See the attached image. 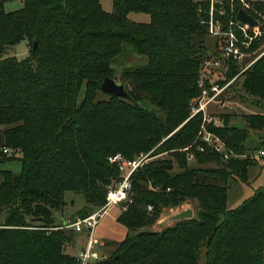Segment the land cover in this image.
<instances>
[{
  "label": "trees",
  "instance_id": "16d2710c",
  "mask_svg": "<svg viewBox=\"0 0 264 264\" xmlns=\"http://www.w3.org/2000/svg\"><path fill=\"white\" fill-rule=\"evenodd\" d=\"M10 1L0 0V163L19 153L22 171L0 170V264H79L64 249L75 232L57 228L62 223L55 211L65 207L66 191L86 198L81 217L104 205L121 179L119 165L110 161L118 153L146 158L131 175L117 217L127 228L125 238L95 264H200L204 247L205 264H264V186L236 208L227 204L231 180L249 182L257 160L224 159L196 140L203 113L193 108L208 56L202 22L208 1L113 0L111 12L101 0H21V8L8 11ZM261 6L264 0H256ZM131 12L151 19L134 21ZM24 40L29 57L7 55ZM125 43L147 57L146 64L123 71L133 86L128 98L101 89L106 77H114L112 63ZM235 62L226 63V77L217 83L238 75L264 110V56L241 74ZM218 116L223 124L206 129L229 150L245 153L252 131H263L255 152L264 150V111L243 114L242 126L230 124V115ZM190 144L199 161L217 166L189 167L186 152L176 150ZM199 145L203 150L196 152ZM170 151L174 159L151 161ZM188 199L198 201L197 217L149 228Z\"/></svg>",
  "mask_w": 264,
  "mask_h": 264
},
{
  "label": "rangeland",
  "instance_id": "374dc122",
  "mask_svg": "<svg viewBox=\"0 0 264 264\" xmlns=\"http://www.w3.org/2000/svg\"><path fill=\"white\" fill-rule=\"evenodd\" d=\"M207 1V0H206ZM101 3L103 5V8L106 11L111 12L113 10V0H101ZM23 6V1L21 0H15L10 1L6 4V9L8 11L19 9ZM129 17L138 22H149L151 17L147 13H138V12H131L129 14ZM205 43L207 46L206 53H213L219 50L221 38L216 36L215 34L211 33L208 30V33L204 36ZM259 47L261 49L264 48V45H257L253 52H251L249 59L251 60L256 56V51L259 52ZM31 46L27 41H22L18 45H16L11 51H9V54L7 55H15L19 60L26 59L30 56L31 52ZM207 56V57H208ZM206 57V58H207ZM206 58L203 60L200 70H199V79L202 80L205 86H210L212 83H216L218 80L226 77V70L224 68H214V67H208L204 68V62ZM147 63V57L139 54L136 49L128 43H125L123 46L122 52L113 60L112 67L114 68V77L118 83H125L126 89H132L131 83H128L124 80L122 74L125 68L130 67H136L139 65H144ZM238 65L239 74L244 69V66L248 63L246 60L245 62H235ZM209 79V81H207ZM242 79L239 81H235L231 86H229L219 97L217 101H212L207 109V115L209 117H219L218 115H230V124H235L242 126L245 124L244 119L242 118V115L245 113H252V112H261L264 111L261 107H258L256 105V99L252 95H249L246 93L242 88ZM209 84V85H208ZM100 98H108L105 94H100ZM198 102L195 107L199 106L200 98L197 99ZM142 104L148 108H154L155 106L150 103L149 101H143ZM204 118L205 115L203 113V121L202 125L200 127V130L197 134L196 140H204L208 144H217L216 140L213 141H206L204 139L205 136H209L208 132L204 129ZM220 118V117H219ZM223 123V119L220 118ZM208 124L216 125L214 121L207 122L205 124V128ZM221 126V125H216ZM263 134V131L261 132H255L252 131L249 135V138L246 142V146L248 150L243 153H236L235 151H232V155L235 158H253L257 160V163L250 167L249 169V182H241L239 180H231V184L228 189V207L229 208H236L238 207L245 199L249 198L253 193L254 190L264 186V159L262 157H256L254 156L256 146L259 142L260 136ZM218 137V136H217ZM214 138V136H212ZM195 140V141H196ZM194 141V142H195ZM222 142L223 139H221ZM193 142V143H194ZM192 143V144H193ZM192 144L189 146L192 147ZM219 144H221L219 142ZM188 146V147H189ZM189 148L190 150H186L185 148H180L176 151L180 152H186V158L188 161L189 167L193 166H209V167H216L217 163L214 161H206L201 162L196 158V153L193 148ZM199 145L196 148L197 150H203V148ZM173 152V151H172ZM171 151L167 153H163L160 155H157L156 157L152 158V160H164L166 158H172L174 159V156L172 155ZM189 153H194V158H189ZM21 155L19 153L16 154V157L13 159L6 160L4 162L0 163V170H10L15 174H19L22 171V162L19 159ZM175 170L179 171L180 168L175 161ZM122 176V174H121ZM121 180V179H120ZM65 201L66 205L61 210L55 211V218L56 223H63L69 218H75V217H81V209L86 205V198L83 194L76 193L74 191H66L65 192ZM193 207L195 211V216H198V201L196 199H188L187 202H185L182 206L175 207V208H169L165 210L163 213H161L156 223L150 226L149 228L152 229H160L163 227H166L170 224H165V220L167 219L169 213H175L180 211L182 208L186 207ZM122 210V204H114L112 205L107 213L101 218L97 229L95 236L98 238V251L100 252L101 259H108L111 255H113L116 251L117 245L125 238L127 228L123 226L121 223L117 221V216L120 214ZM29 222H34V225H38L39 222L34 220L32 218H27ZM73 240H76V243H67L65 244V253L69 256H73L78 254L81 248L84 247L87 240V233L86 232H80V233H73ZM206 251V248L204 247L202 249L203 257L200 264H204V253ZM96 262H94L95 264Z\"/></svg>",
  "mask_w": 264,
  "mask_h": 264
},
{
  "label": "built area",
  "instance_id": "2783aa9c",
  "mask_svg": "<svg viewBox=\"0 0 264 264\" xmlns=\"http://www.w3.org/2000/svg\"><path fill=\"white\" fill-rule=\"evenodd\" d=\"M200 2L204 0H198ZM206 1V0H205ZM209 3L208 18L202 22L207 25V29L221 38L220 48L218 51L210 53L204 62V68H224L226 63L232 59L236 62L248 63L244 66L242 72L253 65L259 58L264 56V48L259 47V52H255L256 56L249 59L254 46L264 45V6L256 8V0H207ZM240 9H244L256 20V25L240 20L237 15ZM238 76V75H237ZM237 76L224 85L220 83H212L205 86L202 80V94L199 106L193 108V114L199 112L204 113V129L207 122L214 121L216 125H222L219 117H209L207 115L208 106L212 101H217L222 93L236 80ZM208 132V131H207ZM209 136H205L206 141L216 140L217 144H210L217 152L221 153L224 159L232 157V150H229L221 138L208 132ZM214 136V138H212ZM219 142L221 144H219ZM191 146L185 147L190 150ZM202 149V148H201ZM200 150V149H199ZM10 148L5 147L4 152L10 153ZM256 157H263L264 150L260 149L254 153ZM145 156H140L133 160L126 159L121 153L110 157V161L117 163L121 171V180L110 186L107 201L104 205L92 211L83 217L69 218L57 228L72 229L74 232H86L88 240L85 246L79 251L77 259L79 264H91L101 259L100 252L97 250L99 243L95 236V230L101 218L107 213L109 208L114 204H122L128 200L129 192L132 189L131 175L142 165ZM189 158H194V153H189ZM150 210L152 207H149Z\"/></svg>",
  "mask_w": 264,
  "mask_h": 264
},
{
  "label": "water",
  "instance_id": "95a60500",
  "mask_svg": "<svg viewBox=\"0 0 264 264\" xmlns=\"http://www.w3.org/2000/svg\"><path fill=\"white\" fill-rule=\"evenodd\" d=\"M237 17L243 22L249 23L252 26L256 25V20L244 9H240ZM37 49V43H34V51ZM102 91L119 97L128 98L129 92L126 89L125 84L118 83L113 77H106L101 85ZM195 218V211L193 207L182 208L180 211L175 213H169L165 224H170L182 220H192Z\"/></svg>",
  "mask_w": 264,
  "mask_h": 264
},
{
  "label": "crops",
  "instance_id": "0c3cea01",
  "mask_svg": "<svg viewBox=\"0 0 264 264\" xmlns=\"http://www.w3.org/2000/svg\"><path fill=\"white\" fill-rule=\"evenodd\" d=\"M241 73H242V72H241ZM241 73H240V74H241ZM237 78H238V76H237ZM237 78H236V79H237ZM255 113H256V112H255ZM117 217H118V216H117ZM96 229H97V228H96ZM76 233H80V232H76ZM95 233H96V230H95ZM77 239H78V237H77ZM77 239H76V240H77ZM76 240L73 241V244L76 243ZM87 240H88V237H87ZM87 240H86V241H87ZM84 246H85V245H84ZM81 249H82V248H81ZM97 250H98V247H97ZM73 255H74V254H73ZM76 255H78V254H76ZM76 255H74V256H76ZM91 264H94V262H92ZM204 264H205V262H204Z\"/></svg>",
  "mask_w": 264,
  "mask_h": 264
}]
</instances>
